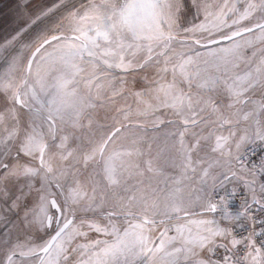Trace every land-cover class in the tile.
Wrapping results in <instances>:
<instances>
[{
    "label": "snow or ice",
    "instance_id": "1",
    "mask_svg": "<svg viewBox=\"0 0 264 264\" xmlns=\"http://www.w3.org/2000/svg\"><path fill=\"white\" fill-rule=\"evenodd\" d=\"M195 7L202 22L184 32L201 36L189 43L172 33L175 0H88L71 13L69 35L44 41L49 46L53 41L60 45L45 74L47 79L31 77L35 54L19 82L11 74L0 77V197L9 201L10 211L19 210L26 199L24 193L13 195L8 190L7 182L13 178L43 174L45 180L61 187L59 179L65 172L55 170L53 161L73 155L67 133L81 126L82 120H90L91 110L102 103L105 79L113 96L119 95L118 85L126 83L123 77L155 65V75L143 77L145 87L135 93L143 105L142 114L172 109L185 125L196 123L197 117L203 119L204 113L216 117L213 123L231 124V116L225 115L217 97L227 99L228 108L252 104L264 110V99H253L257 95L264 98V47L258 52L253 47L256 41L264 45V23L233 30L249 17L264 20V0H247L239 7L236 0H200ZM245 34L254 35L255 41ZM174 43L194 55L183 53L171 68L169 61L160 66L157 50H171ZM211 44L217 47L209 49L202 65L193 45ZM249 48H253L251 55ZM42 49L44 45L36 52ZM30 102L39 103L40 108L34 111ZM236 115L247 121L255 117L256 110ZM119 131L102 137L82 156L87 165L99 154L104 160L103 178L113 186L121 183L124 160L140 155L135 147L108 154L106 146ZM179 135L183 172L175 187L150 193L141 189L140 195H130L107 208L97 204L80 182L68 190L62 204L40 195L37 205H24V219L31 215L48 239L41 238V243L27 246L26 251L25 244L12 245L0 264H15L17 256L39 253H43L40 264H150L156 257L164 264H264V151L253 150L247 156L244 151L256 141L264 145V124L258 122L251 134L245 130L242 135L229 131L227 136H216L212 151L219 154L216 163L225 172L223 179L213 175L210 188L197 196L199 219H191L193 200L182 187L188 173L197 171L192 153L199 142L186 147L183 132ZM36 161L38 168L32 166ZM144 164L145 171H157L152 159ZM201 172V182L207 184L209 171ZM229 176L239 178L246 190L236 211L230 204L237 189L224 188ZM208 213H219V220L215 215L206 218ZM229 222L244 230L237 233ZM93 233L97 238L90 239ZM31 243L29 239L27 244Z\"/></svg>",
    "mask_w": 264,
    "mask_h": 264
},
{
    "label": "rangeland",
    "instance_id": "2",
    "mask_svg": "<svg viewBox=\"0 0 264 264\" xmlns=\"http://www.w3.org/2000/svg\"><path fill=\"white\" fill-rule=\"evenodd\" d=\"M87 2L88 0H0V77L11 74L19 82L26 74L28 60L34 49L51 36L69 35L71 13L80 9ZM198 2L200 0H175V22L172 33L181 38H191L192 40H187L189 43L201 36L199 32L195 35L189 33L187 36L184 32L185 29H190L202 22V17L198 16L195 7ZM236 2L239 7L246 4L247 0H236ZM263 22L264 20H260L258 17H249L246 20H241L233 30L254 27L256 23ZM228 23L231 24V20ZM256 34H259L258 30ZM245 38L255 41V36L252 34H245ZM202 43L207 42L202 40ZM193 46L201 54L202 65L203 61L208 59L206 53L209 49L217 47L215 44L208 45V47ZM59 47L60 45L53 41L51 46L44 45V49L36 54L35 62L31 68L33 80L40 77L47 79L45 74L56 59ZM253 47L258 52L259 47H264V45H260L259 41H256ZM252 50L253 48L248 49L249 55H251ZM183 53L194 55L187 47L178 43H174L171 50H157L155 55L160 61V66H163L165 61H169L168 66L171 68L172 63L178 62ZM41 56L44 59H41ZM156 70L157 67L154 65L142 72L123 77L126 83L118 85L117 90L121 94L115 96L112 94L109 81L107 79L103 81L102 103L91 110L90 120H82L81 126L75 129L70 128L69 133H67L70 135L68 148L73 155L66 160L57 158L53 161L55 170L65 172V175L59 179L61 187H56L54 181L45 180L43 174L21 175L7 182V188L13 195L24 193L26 199L22 201L19 210L10 211L9 201L0 197V260L5 259L9 248L16 243L25 244L26 251L27 246L41 243V238L48 239L47 232L38 231L39 224L34 221L31 215L27 220L24 219V205L27 204L29 208L37 205L40 195H47L49 199L55 197L57 202L62 204L64 195L67 194L68 190L75 186V182H80L88 195L95 197L97 204L107 208L130 195H140L141 189L150 193L153 189L163 192L175 187L176 181L181 179L183 172V155L180 150L181 137L179 135L181 132L184 134L183 141L186 147L199 142L197 149L192 153L197 171L188 173V178L182 181V187L185 195L190 196L193 200L191 219L201 218L197 217L200 212L197 207L199 203L197 196L210 188L213 175L223 179L225 172V169L216 163L219 154L212 151L216 136H227L229 131L242 135L245 130L251 134L258 127V122L264 124V110L252 104H240L228 108L226 107L228 100L217 97L225 115L231 116V124L213 123L211 121L216 120V117L211 116L209 118L208 113H204L202 114L203 119L197 117L196 123L185 125L181 116L172 109L166 108H161L154 114L151 112L142 114L143 105L138 102L139 98L135 93L145 87L143 77L152 78ZM113 73L122 75L119 70H113ZM169 79H171L170 76ZM112 83H116V81L113 80ZM40 95L41 99H46L45 94ZM143 99L150 101V97ZM253 99L262 100V97L257 95ZM30 103L33 104L34 111L40 108L39 103ZM253 109L256 110V115L247 121L236 115L238 111L249 112ZM24 115L27 119L28 114L25 112ZM237 120H239L238 123ZM60 127L64 128L65 125L61 124ZM117 129L120 130L119 133L106 146L108 154L135 147L139 150L140 155H133L124 160L121 169V183L118 186H113L103 178L104 160L99 154L94 160L88 161L87 165L84 164L82 156L90 152L93 145L102 137L107 138ZM149 159L155 162L157 169L155 173L145 171L144 162ZM32 166L38 168L39 162H34ZM205 168L209 171V176L205 178L207 184L201 182V169ZM241 184L243 182L239 178L229 176V179L224 182V188L233 189ZM95 212L99 213L100 209H96ZM89 215L91 216L93 213L90 212ZM206 215H208L206 218L215 215L216 219L219 220V213ZM221 223L224 226V222ZM229 223L233 227L237 225L236 222ZM95 238L97 235L91 234L90 239ZM99 238L103 239L104 237ZM29 239H31V245L27 244ZM39 256L40 254L17 256L15 257V264H40ZM155 264H164V262L158 258Z\"/></svg>",
    "mask_w": 264,
    "mask_h": 264
},
{
    "label": "built area",
    "instance_id": "3",
    "mask_svg": "<svg viewBox=\"0 0 264 264\" xmlns=\"http://www.w3.org/2000/svg\"><path fill=\"white\" fill-rule=\"evenodd\" d=\"M264 99V98H262ZM253 150H255L256 153L260 154L262 151H264V145H261L259 141H256L253 144H250L247 146L245 150V155H249ZM229 191L232 190V188L227 189ZM238 195L232 200L230 204V208L232 210H238L240 207V204L242 203L243 196L245 194V190L242 188L237 189ZM219 194H223V190H219ZM244 226L247 227V221L243 222ZM235 230L237 233L242 232L244 229L236 225Z\"/></svg>",
    "mask_w": 264,
    "mask_h": 264
},
{
    "label": "water",
    "instance_id": "4",
    "mask_svg": "<svg viewBox=\"0 0 264 264\" xmlns=\"http://www.w3.org/2000/svg\"><path fill=\"white\" fill-rule=\"evenodd\" d=\"M264 23V22H263ZM252 28H254V27H252ZM64 34H57V35H54V36H63ZM54 36H51V37H49V38H47L46 40H49V41H51L52 40V37H54ZM46 40H44V41H46ZM44 41L38 46V47H40L41 45H46V44H44ZM38 47H36L35 49H34V51L32 52V54H31V56L29 57V60H32L33 58H34V54H35V56H36V54H37V52H36V49L38 48ZM29 60H28V62H29ZM27 68H28V64H27ZM115 131H113L112 133H114ZM112 133L110 134V135H112ZM51 199H55V197H52ZM56 200V199H55ZM57 201V200H56ZM40 254V256L41 255H43V253H39Z\"/></svg>",
    "mask_w": 264,
    "mask_h": 264
},
{
    "label": "crops",
    "instance_id": "5",
    "mask_svg": "<svg viewBox=\"0 0 264 264\" xmlns=\"http://www.w3.org/2000/svg\"><path fill=\"white\" fill-rule=\"evenodd\" d=\"M1 12V11H0ZM177 38L180 40V39H182V40H192L191 38H189V37H178L177 36ZM238 188H242V189H244L245 190V188H244V185L243 184H241L239 187H236V189H238ZM246 191V190H245ZM205 216H208V215H206L205 214ZM197 217H200L199 215H197ZM221 252H222V250H221ZM158 258L156 257V258H154L151 262H150V264H155L156 263V260H157Z\"/></svg>",
    "mask_w": 264,
    "mask_h": 264
}]
</instances>
